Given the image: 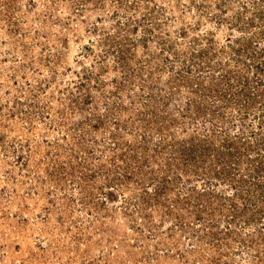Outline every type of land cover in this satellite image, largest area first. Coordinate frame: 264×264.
I'll return each mask as SVG.
<instances>
[{"label": "rangeland", "instance_id": "1", "mask_svg": "<svg viewBox=\"0 0 264 264\" xmlns=\"http://www.w3.org/2000/svg\"><path fill=\"white\" fill-rule=\"evenodd\" d=\"M262 151L264 0H0V264H264Z\"/></svg>", "mask_w": 264, "mask_h": 264}, {"label": "trees", "instance_id": "2", "mask_svg": "<svg viewBox=\"0 0 264 264\" xmlns=\"http://www.w3.org/2000/svg\"><path fill=\"white\" fill-rule=\"evenodd\" d=\"M261 158H262V161H261V163H259V166L257 165L256 169L253 170L254 172H264V167H263L264 152H263V155L261 156ZM260 185L263 187V193H264V185H262V184H260ZM260 185H258V186H260ZM255 188H256V186H255Z\"/></svg>", "mask_w": 264, "mask_h": 264}]
</instances>
